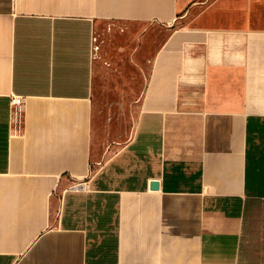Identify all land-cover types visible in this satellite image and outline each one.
I'll list each match as a JSON object with an SVG mask.
<instances>
[{"label": "crops", "instance_id": "crops-1", "mask_svg": "<svg viewBox=\"0 0 264 264\" xmlns=\"http://www.w3.org/2000/svg\"><path fill=\"white\" fill-rule=\"evenodd\" d=\"M104 25L168 27L124 144ZM0 264H264V0H0Z\"/></svg>", "mask_w": 264, "mask_h": 264}, {"label": "rangeland", "instance_id": "rangeland-1", "mask_svg": "<svg viewBox=\"0 0 264 264\" xmlns=\"http://www.w3.org/2000/svg\"><path fill=\"white\" fill-rule=\"evenodd\" d=\"M145 42L132 38L121 27L104 25L99 30L103 41L102 65L95 89L101 140L107 144L126 143L135 129L137 104L143 91L144 77L137 72V59L132 49L142 45L146 62L158 42L167 38L168 27H157ZM149 64V63H148Z\"/></svg>", "mask_w": 264, "mask_h": 264}, {"label": "built area", "instance_id": "built-area-1", "mask_svg": "<svg viewBox=\"0 0 264 264\" xmlns=\"http://www.w3.org/2000/svg\"><path fill=\"white\" fill-rule=\"evenodd\" d=\"M93 42L95 44L94 50L96 51V50L99 49V47L96 45V43H97V38L96 37L93 38ZM23 103H24V99L22 97H14L12 99V105H13V108H14V114H15V117L17 118L18 122L20 121L19 119H20V116H21V109H22ZM72 189L73 190H84V189L86 190V189H88V187H86V186L84 187V186L79 185V186L72 187Z\"/></svg>", "mask_w": 264, "mask_h": 264}, {"label": "water", "instance_id": "water-1", "mask_svg": "<svg viewBox=\"0 0 264 264\" xmlns=\"http://www.w3.org/2000/svg\"><path fill=\"white\" fill-rule=\"evenodd\" d=\"M151 187H152L153 189H157V188L159 187V185H158V183H152V184H151Z\"/></svg>", "mask_w": 264, "mask_h": 264}]
</instances>
